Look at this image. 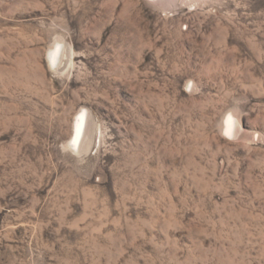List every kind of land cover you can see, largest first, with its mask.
I'll list each match as a JSON object with an SVG mask.
<instances>
[{"label":"rangeland","instance_id":"obj_1","mask_svg":"<svg viewBox=\"0 0 264 264\" xmlns=\"http://www.w3.org/2000/svg\"><path fill=\"white\" fill-rule=\"evenodd\" d=\"M0 264H264V0H0Z\"/></svg>","mask_w":264,"mask_h":264},{"label":"bare ground","instance_id":"obj_2","mask_svg":"<svg viewBox=\"0 0 264 264\" xmlns=\"http://www.w3.org/2000/svg\"><path fill=\"white\" fill-rule=\"evenodd\" d=\"M154 4H162L163 0H151ZM61 48L58 46L57 49H55L53 52H51L50 60L51 64L53 65H59L61 61ZM87 119L85 114H81L77 118V122L75 125V133H74V138L72 141V147L77 148L78 150L81 149L82 147V140L84 139V136L87 133ZM224 130L225 134H230L233 136H238L241 134V127L240 123L236 120V118L233 116V114H229L228 117L226 118L224 122Z\"/></svg>","mask_w":264,"mask_h":264}]
</instances>
